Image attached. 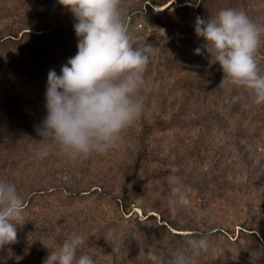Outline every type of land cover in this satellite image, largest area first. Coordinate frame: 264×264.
Returning <instances> with one entry per match:
<instances>
[{"label":"rangeland","instance_id":"rangeland-1","mask_svg":"<svg viewBox=\"0 0 264 264\" xmlns=\"http://www.w3.org/2000/svg\"><path fill=\"white\" fill-rule=\"evenodd\" d=\"M122 8L134 46L154 49L142 117L107 154L71 159L51 144L41 160L48 72L59 75L77 53L76 21L58 0H0V180L16 185L26 220L0 258L10 248L7 264H43L79 234L77 255L96 264H151L140 256L148 250L169 264L188 237L205 235L209 250L193 264H264V105L229 84L206 52L194 54L205 43L197 16L236 8L264 26V0H122ZM257 61L264 74V40ZM172 177L189 206H170Z\"/></svg>","mask_w":264,"mask_h":264},{"label":"clouds","instance_id":"clouds-1","mask_svg":"<svg viewBox=\"0 0 264 264\" xmlns=\"http://www.w3.org/2000/svg\"><path fill=\"white\" fill-rule=\"evenodd\" d=\"M74 16L78 38L77 53L61 66L58 75L50 69L45 93L47 114L36 131L42 137L35 155L47 158L51 144L64 156L86 160L94 154H107L119 146L121 134L137 120L145 109L144 74L154 49L151 44L134 46L126 25L122 0H58ZM195 34L203 38L202 47L210 64L218 63L228 83L249 94L251 102L264 105V74L257 53L264 40V26L256 24L248 14L226 8L213 18L195 19ZM223 79V80H224ZM241 99L240 96L233 98ZM170 182L169 204L190 205L177 177ZM24 199L14 183L0 180V250L18 243L17 229L26 220ZM113 234L109 232V238ZM86 243L85 237L73 234L43 261V264H96L87 254L77 255ZM207 236H190L184 247L177 248L169 264H193V258L207 253ZM7 259L13 258L11 249ZM151 264H165L152 250L141 251ZM17 261L22 257H15Z\"/></svg>","mask_w":264,"mask_h":264}]
</instances>
